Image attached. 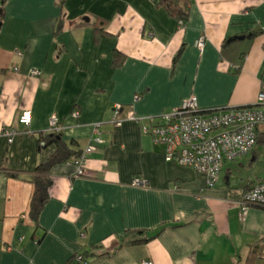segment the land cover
Segmentation results:
<instances>
[{"label":"crops","instance_id":"crops-1","mask_svg":"<svg viewBox=\"0 0 264 264\" xmlns=\"http://www.w3.org/2000/svg\"><path fill=\"white\" fill-rule=\"evenodd\" d=\"M0 13V129L16 130L11 142L0 136V264H79V254L87 264H264L248 261L264 237V207L243 213L237 203L256 180H235L257 145L208 186L145 132L191 95L203 110L255 104L264 0H190L183 25L159 0H0ZM53 115L70 149L81 153L97 125L102 143L84 176L71 160L53 166L34 220L30 179L57 150L46 141Z\"/></svg>","mask_w":264,"mask_h":264},{"label":"built area","instance_id":"built-area-1","mask_svg":"<svg viewBox=\"0 0 264 264\" xmlns=\"http://www.w3.org/2000/svg\"><path fill=\"white\" fill-rule=\"evenodd\" d=\"M180 23L184 24L183 21ZM204 43V39L201 38L197 45L202 48ZM238 67L239 65H234L233 70H237ZM31 74L37 76L41 72L38 69H31ZM112 109L113 123L120 127L124 121L121 115L122 106L115 103ZM129 118L135 119V115L132 114ZM31 120V111L23 110L19 117L20 123L27 127ZM98 126L91 142L77 157L71 159L75 177L86 175L88 157L102 143ZM62 130L63 125L59 117L53 115L50 119V132L59 134ZM145 132L152 135L156 144L165 147L167 161H175L194 170L205 178L208 186H214L219 181L224 167L249 155L257 145L259 133H264V86L255 104L237 107L203 110L197 97L191 95L181 106L162 114L160 122L145 128ZM15 134V129H0V136L7 137L10 142ZM145 182L140 177L133 179L134 185H145ZM237 203L243 213H246L251 205L264 207V179L255 181ZM77 262L87 264L86 257L79 254ZM142 264L154 262L145 259Z\"/></svg>","mask_w":264,"mask_h":264},{"label":"trees","instance_id":"trees-1","mask_svg":"<svg viewBox=\"0 0 264 264\" xmlns=\"http://www.w3.org/2000/svg\"><path fill=\"white\" fill-rule=\"evenodd\" d=\"M189 4H190V0H159L160 6H163L169 14L175 16L178 20H181L183 22L187 18ZM2 19H3V13H0V24ZM255 34L256 32H253L250 36L254 37ZM120 54L121 52L118 49H116L115 63L120 62L119 61ZM240 68L241 67L239 66L236 71L240 70ZM46 141L56 142L57 150L45 162L37 165V167L33 170L31 174L30 181L34 184V192L30 202V213L34 220L38 219L41 210L43 209V207L45 206V204L49 199V188L52 184L51 170L53 166H55L58 163L69 162L72 158L77 157L80 154V151H75L73 149H70L67 143H65L61 139L60 134L57 135L55 133H51L46 136ZM257 143H264L263 132L259 133ZM247 189H245L244 192ZM154 237L155 236L147 237L139 241L140 242L147 241ZM77 256L78 255L75 256L76 259ZM257 256H264V237L261 238L255 244H253L248 261L254 260Z\"/></svg>","mask_w":264,"mask_h":264},{"label":"rangeland","instance_id":"rangeland-1","mask_svg":"<svg viewBox=\"0 0 264 264\" xmlns=\"http://www.w3.org/2000/svg\"><path fill=\"white\" fill-rule=\"evenodd\" d=\"M256 150L258 152L257 159L256 160L252 159L250 162L246 164V168L244 169L243 172H241V175L239 173L235 178L237 182L242 181L241 176H246L248 178L254 177V181L259 180L258 178H264V143L257 144Z\"/></svg>","mask_w":264,"mask_h":264},{"label":"water","instance_id":"water-1","mask_svg":"<svg viewBox=\"0 0 264 264\" xmlns=\"http://www.w3.org/2000/svg\"><path fill=\"white\" fill-rule=\"evenodd\" d=\"M233 38H234V39H242V38H245V36H244V35H241V36L237 35V36H235V37H233ZM229 40H232V38L229 39Z\"/></svg>","mask_w":264,"mask_h":264}]
</instances>
